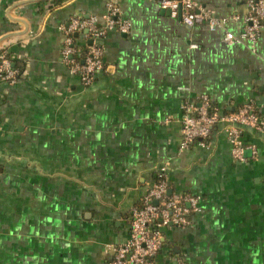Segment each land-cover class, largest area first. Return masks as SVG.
Here are the masks:
<instances>
[{"label":"crops","instance_id":"crops-1","mask_svg":"<svg viewBox=\"0 0 264 264\" xmlns=\"http://www.w3.org/2000/svg\"><path fill=\"white\" fill-rule=\"evenodd\" d=\"M108 0H0V50L20 75L0 80V264H107L130 210L161 168L170 190L200 197L193 225L163 228L157 264H264V129L242 127L246 161L227 124L207 147L180 149L185 101L207 94L221 113L252 102L264 115V28L254 47L186 25L158 0H113L130 32L99 41L106 69L89 85L62 60L60 25L102 18ZM245 15L247 0H196ZM243 19L229 28L236 34ZM80 50L85 32L75 34Z\"/></svg>","mask_w":264,"mask_h":264},{"label":"built area","instance_id":"built-area-1","mask_svg":"<svg viewBox=\"0 0 264 264\" xmlns=\"http://www.w3.org/2000/svg\"><path fill=\"white\" fill-rule=\"evenodd\" d=\"M158 3L169 10L172 16H177L181 7V20L188 26L206 23L212 30L222 29L224 41L229 45L249 42L254 47L264 28V0H247L248 11L243 16L217 15L214 9L196 0H158ZM240 19H243L244 26L236 34L229 25ZM131 27V21L124 17L120 6L113 0L106 2L102 18L97 14H72L66 23L60 25L64 33L62 60L70 73L77 74L85 85H89L97 72L106 69L99 42L101 38L111 29L128 33ZM80 32H85L88 44L79 51L74 36ZM19 75L20 69L14 67L7 47H3L0 50V80L15 83ZM220 122L227 124L226 132L234 160L246 161L247 150L252 155L257 153L255 145L244 143L242 127L263 130L264 115L249 101L233 112L221 113L207 94L200 95L199 101L188 100L182 105L180 149L209 146L212 129ZM170 189L165 168H161L156 180L148 186L141 203L130 210L129 238L105 249L107 264H157V255L164 244L163 228L193 225V215L201 211L199 195L173 192ZM175 259L176 264H188L184 261V254L175 256Z\"/></svg>","mask_w":264,"mask_h":264},{"label":"water","instance_id":"water-1","mask_svg":"<svg viewBox=\"0 0 264 264\" xmlns=\"http://www.w3.org/2000/svg\"><path fill=\"white\" fill-rule=\"evenodd\" d=\"M169 11V10H168ZM170 12V11H169ZM178 16L181 18V7L179 8ZM171 191V190H170Z\"/></svg>","mask_w":264,"mask_h":264},{"label":"trees","instance_id":"trees-1","mask_svg":"<svg viewBox=\"0 0 264 264\" xmlns=\"http://www.w3.org/2000/svg\"><path fill=\"white\" fill-rule=\"evenodd\" d=\"M16 66V63L14 64V67Z\"/></svg>","mask_w":264,"mask_h":264}]
</instances>
